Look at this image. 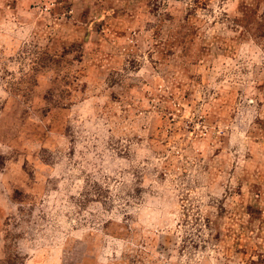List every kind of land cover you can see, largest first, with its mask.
Returning a JSON list of instances; mask_svg holds the SVG:
<instances>
[{
    "label": "rangeland",
    "instance_id": "374dc122",
    "mask_svg": "<svg viewBox=\"0 0 264 264\" xmlns=\"http://www.w3.org/2000/svg\"><path fill=\"white\" fill-rule=\"evenodd\" d=\"M0 264H264V0H0Z\"/></svg>",
    "mask_w": 264,
    "mask_h": 264
}]
</instances>
